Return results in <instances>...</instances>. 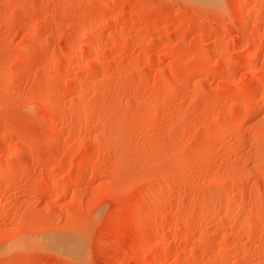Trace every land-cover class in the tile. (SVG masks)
Returning a JSON list of instances; mask_svg holds the SVG:
<instances>
[{"label":"rangeland","instance_id":"obj_1","mask_svg":"<svg viewBox=\"0 0 264 264\" xmlns=\"http://www.w3.org/2000/svg\"><path fill=\"white\" fill-rule=\"evenodd\" d=\"M202 1L0 0V264H264V0Z\"/></svg>","mask_w":264,"mask_h":264},{"label":"bare ground","instance_id":"obj_2","mask_svg":"<svg viewBox=\"0 0 264 264\" xmlns=\"http://www.w3.org/2000/svg\"><path fill=\"white\" fill-rule=\"evenodd\" d=\"M200 1H202V0H200ZM203 1H204V0H203ZM203 1H202V2H203ZM214 1H215V0H214ZM206 2H207V0H206ZM206 2H205V3H206ZM210 2H213V1L210 0ZM213 3H215V2H213ZM211 4H212V3H211Z\"/></svg>","mask_w":264,"mask_h":264}]
</instances>
